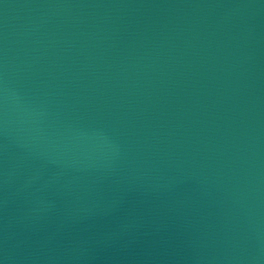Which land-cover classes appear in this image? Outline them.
<instances>
[{
    "label": "water",
    "instance_id": "95a60500",
    "mask_svg": "<svg viewBox=\"0 0 264 264\" xmlns=\"http://www.w3.org/2000/svg\"><path fill=\"white\" fill-rule=\"evenodd\" d=\"M0 264H264V0H0Z\"/></svg>",
    "mask_w": 264,
    "mask_h": 264
}]
</instances>
